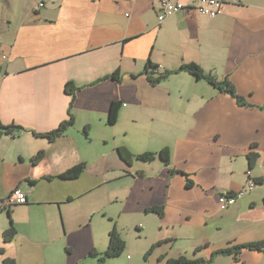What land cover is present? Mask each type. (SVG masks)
<instances>
[{
  "label": "crops",
  "instance_id": "crops-1",
  "mask_svg": "<svg viewBox=\"0 0 264 264\" xmlns=\"http://www.w3.org/2000/svg\"><path fill=\"white\" fill-rule=\"evenodd\" d=\"M221 1L215 18L179 11L158 22L152 0H0V125L21 127L0 136V264L95 261L89 253H102L96 234L110 231L113 212L135 223L138 238L165 228L155 260L264 264V252L249 249L212 256L264 239V0ZM189 63L230 81L247 105L186 72L150 83ZM113 102L120 109L109 124ZM69 114L74 124L56 140L34 134ZM159 151L168 165L131 158ZM79 164L76 180L58 178ZM15 188L26 203L8 207ZM239 192L221 211L218 195ZM153 206L161 217L146 213Z\"/></svg>",
  "mask_w": 264,
  "mask_h": 264
},
{
  "label": "trees",
  "instance_id": "trees-1",
  "mask_svg": "<svg viewBox=\"0 0 264 264\" xmlns=\"http://www.w3.org/2000/svg\"><path fill=\"white\" fill-rule=\"evenodd\" d=\"M157 67L156 66H152L150 63H147V66H145V73L148 75V73L150 74H154V71L156 72ZM150 71V72H149ZM179 73V72H186L190 75H192L196 80L200 81V80H205L206 82H208V85H210L211 87L218 89L219 91L228 94V95H232L234 96L237 101V103L239 105H247V103L243 100L242 97H240L238 94L235 93V90L233 88V86L231 85L232 83L228 80H222L219 81L217 80L214 76H212L209 73H205L203 72L199 66L195 65L194 63H189V64H185L182 65L181 67L172 70V71H164L161 72L160 74H158V76L155 79L150 78V83L151 84H156L158 82H160L161 80L163 81L164 79H166L169 75L173 74V73ZM108 78V77H107ZM107 78L103 79L106 80ZM112 78L119 82L118 78H117V74L114 73ZM102 81V80H101ZM66 91L70 92V94L73 92L71 90V84L67 83L66 84ZM264 108V106L262 107ZM120 109V104H117L116 102H113L111 104V108L110 111L108 112V117H107V121L109 124H114L116 123L117 120V113ZM74 124V120L73 117L71 116V114H69L68 119L63 121L60 125H58V127L55 130H52L44 135H39L38 133L34 132L35 135H37L38 137H46L48 138L50 141L56 140L57 138H59L61 135H63V133L66 131V129L68 127H71ZM85 132H86V127H85ZM5 133L11 136L16 135L17 132H15L14 130H12V128H3L0 125V136ZM117 153L119 155V158L122 161L125 162H129V157L130 155L128 153H126V150L120 148L117 150ZM44 155V152H39L37 154H35L32 157V162L36 163L39 162L42 157ZM159 157L160 161L165 164L168 165L169 164V154L167 151H159L158 153L154 154V153H148V154H142V155H138V156H134L131 158H135L136 160L139 161H145V162H149L152 161L153 158L155 157ZM257 160V156L253 155L252 153L248 155V165L249 167H253L255 161ZM84 164H79L76 165L74 167H72L69 170L64 171L60 176H58L59 179H63V180H76L80 174L82 173V171H84ZM255 182H258V180H254ZM227 194H231V193H227ZM7 212L9 213V208L7 210ZM146 213H152V214H156L159 215L160 217L163 215V209L160 208L159 206H153L150 207L148 209H146ZM15 236V229L13 228V226L9 227L7 230H4L2 233V238L3 240L7 243L10 242L13 237ZM108 240H109V246L106 249V251L104 253L101 254H97L95 250H92L89 255L91 257H96L98 264H103L106 262V260L108 259H115L117 257H119L123 250L125 249V245L124 242L118 238V236L115 234V232H111L109 233L108 236ZM161 243V242H160ZM243 249H249V251H255V252H264V239L257 241V242H253V243H245V244H241L239 246L236 247H227L223 250H218L216 252H214L212 254V256H226V255H233L234 258L236 259V257L238 256L239 252H241ZM3 250H0V252H2ZM151 253V250L149 251L148 255ZM147 255V256H148ZM205 262L202 259H188L186 256L182 255L179 256L177 258L173 257H166V256H160L158 258V264H204ZM2 264H13L12 261L10 260H5L2 261Z\"/></svg>",
  "mask_w": 264,
  "mask_h": 264
},
{
  "label": "rangeland",
  "instance_id": "rangeland-1",
  "mask_svg": "<svg viewBox=\"0 0 264 264\" xmlns=\"http://www.w3.org/2000/svg\"><path fill=\"white\" fill-rule=\"evenodd\" d=\"M116 142L122 143L121 138H118ZM119 148H122V147H119ZM113 213L116 218H114L113 222L111 221L112 226H111L110 231H108L107 233H103L99 236L96 234L97 239L99 238L101 239L96 242L97 247H98V250L104 253L109 246V240H108L109 233L114 231L115 234L118 236V238L124 242L125 249L123 250L122 254L119 257L115 259H108L103 264H128L129 262L132 264H136L140 262L141 264H146L145 261L147 260H149L147 264H158V258L160 256L164 255L167 257V255L162 254L159 257H157L155 260L156 253L158 254L159 251L164 247V245L166 244L168 245L166 240L160 241L159 239L163 235H165L166 233L165 228H162V230H159V228L157 227L158 230L154 231L151 234V236H149L148 238H144L143 235H140V237L138 238V235H136L135 223H132V222L128 223L127 221H125L124 216L123 215L120 216V212H113ZM95 218L97 221H100V222L104 221L102 216L95 217ZM97 227L101 229L100 225H98ZM217 234L219 233L216 232L214 235H217ZM150 250H151V253L148 255ZM128 256H129V259L127 258ZM223 260H225V258ZM81 264H98V262L97 260L94 261V259L92 258H87Z\"/></svg>",
  "mask_w": 264,
  "mask_h": 264
},
{
  "label": "built area",
  "instance_id": "built-area-1",
  "mask_svg": "<svg viewBox=\"0 0 264 264\" xmlns=\"http://www.w3.org/2000/svg\"><path fill=\"white\" fill-rule=\"evenodd\" d=\"M158 2V15L157 21L161 22L167 17L172 16L177 12L182 11H195L201 15L208 16L210 18H215L222 14L223 2L221 0H187V1H176L171 2V0H152ZM2 57L7 58L6 55L2 54ZM254 183L250 181L249 189L252 190ZM244 192L231 193V194H219L218 202L220 204V210H226L229 206L236 203L238 199L243 196ZM27 197L25 193L22 192L20 188H15L8 199H5L6 206H17L24 205L26 203Z\"/></svg>",
  "mask_w": 264,
  "mask_h": 264
},
{
  "label": "water",
  "instance_id": "water-1",
  "mask_svg": "<svg viewBox=\"0 0 264 264\" xmlns=\"http://www.w3.org/2000/svg\"><path fill=\"white\" fill-rule=\"evenodd\" d=\"M11 128L15 129V130H20L21 129V127H18V126H12Z\"/></svg>",
  "mask_w": 264,
  "mask_h": 264
}]
</instances>
